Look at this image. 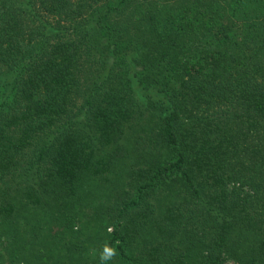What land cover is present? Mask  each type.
Returning a JSON list of instances; mask_svg holds the SVG:
<instances>
[{
  "label": "trees",
  "instance_id": "obj_1",
  "mask_svg": "<svg viewBox=\"0 0 264 264\" xmlns=\"http://www.w3.org/2000/svg\"><path fill=\"white\" fill-rule=\"evenodd\" d=\"M0 264H264V0H0Z\"/></svg>",
  "mask_w": 264,
  "mask_h": 264
},
{
  "label": "rangeland",
  "instance_id": "obj_2",
  "mask_svg": "<svg viewBox=\"0 0 264 264\" xmlns=\"http://www.w3.org/2000/svg\"><path fill=\"white\" fill-rule=\"evenodd\" d=\"M109 230H112V227H110Z\"/></svg>",
  "mask_w": 264,
  "mask_h": 264
}]
</instances>
